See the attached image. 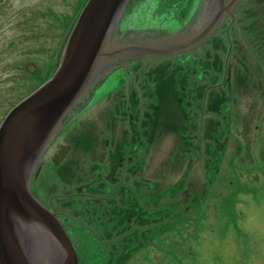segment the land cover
Here are the masks:
<instances>
[{"label":"rangeland","instance_id":"obj_1","mask_svg":"<svg viewBox=\"0 0 264 264\" xmlns=\"http://www.w3.org/2000/svg\"><path fill=\"white\" fill-rule=\"evenodd\" d=\"M176 1L164 0L159 5L154 0H135L123 13L122 29L161 28L175 33L192 8L190 0L180 8ZM86 2L0 0V124L18 101L56 71L66 34ZM238 4L231 34L236 43L233 56L238 63L240 55H245L237 70L243 76L246 73L247 79L234 81L237 89L231 93L233 100L221 108L218 105L217 113L201 106V96L194 103L193 99L178 98L181 86L179 82L176 86L172 66L190 63L189 50L150 52L133 65L134 71L122 72L121 78L119 71L110 72V66L108 79L94 89L96 97L108 91L105 86L109 82L122 80L116 90L96 101L75 121L77 127L85 120L96 122L107 139L98 142L94 158L84 152L74 157L77 171L82 173L76 180L95 183V189L101 187L95 191L96 198L107 202L112 196L115 203L94 207L89 219L95 233L78 223L73 225L78 227L75 234L66 221L79 264H264V0H240ZM212 54L213 59L215 52ZM222 59L220 56L221 65L213 71L215 81L224 74ZM166 73L170 78L164 81ZM190 74L184 70L177 75L180 79L192 77ZM197 74L203 79L201 70ZM231 101L235 102V111L230 123L226 116H230ZM137 119H149L153 124L150 137L144 130L135 137L132 123ZM209 119L220 126H214L225 137L220 143L213 142L220 140L218 134L210 132L209 138L206 136ZM165 121H171L177 130H167ZM194 125L197 128L192 129ZM185 134L190 142L198 144L194 152L184 153L190 148L183 142ZM149 138L151 143L145 151L139 141ZM208 144H215L211 151ZM75 149L73 146L66 162L59 165L53 158L43 159L38 181H47V189L41 193L47 199L60 195V187L61 192L68 190L64 184L72 174ZM56 151L55 142L50 153ZM179 153L187 159H178ZM120 181L117 186H123L124 193H113V189L105 192V187L115 188V182ZM125 201L126 214L117 219L113 211ZM129 201L133 203L130 209ZM129 217L134 219L128 227ZM120 249L122 252L115 253ZM118 255L124 258L118 259Z\"/></svg>","mask_w":264,"mask_h":264},{"label":"flooded vegetation","instance_id":"obj_2","mask_svg":"<svg viewBox=\"0 0 264 264\" xmlns=\"http://www.w3.org/2000/svg\"><path fill=\"white\" fill-rule=\"evenodd\" d=\"M239 2L240 0H198L195 5L196 7L193 8V13L189 16L190 18L181 25L183 26L182 30L180 32H176L178 33V35L175 36L173 35L174 33L170 34L166 32V30L161 28H130L136 29L132 31H129V28H127L123 33L121 32V27L118 26V29L114 28L111 31L108 41V48L115 51V53L109 56H105L98 64L100 76L87 89V93L83 96V99L79 103H77V105L72 109V112H70L65 117L63 125H61V128L57 131L54 137L55 139L50 143L49 147L46 149L45 153L41 157L40 162L33 171L32 178L29 182L33 196H35L37 200L45 207H47L50 211L55 213L56 217L60 220L64 229H66L69 233V236L73 243L75 242L71 237L72 230L69 229L67 222H69L72 227L73 225H77L78 223H80L79 226L87 227L93 233H95L96 230L95 228H93L91 220L89 219V215L94 212V207L99 206L102 203L107 204V206H109L111 203H115L112 196H110L107 202H105L103 198H96L97 193H95V191L100 189L101 187L95 189V183H92L90 181H86V183H79L76 180V176L78 175L81 178L82 173L77 171V161L74 160V157H78L80 155L79 152H81V154L82 152H84V155H87L89 153L91 155V158H94L98 154V142H107V139L104 138V131L100 130L96 122H90L88 120H85L80 124V126L77 127L75 125V121L81 115H83V113L88 110V108L93 106L96 101H98L102 97H105L108 92L116 90V87L120 85L122 80L120 82L118 80L117 83L109 82L110 85L107 84L105 86L109 88L108 91H106V93L104 92L105 94H100V96L93 97L94 88L99 83H101L103 79L104 81L108 79V75H110L111 73L107 74L109 72L107 70L110 66L113 67L111 69L113 71L112 73H116L118 71L120 72L119 77L121 78L122 72H125L128 69L131 71L135 70V67L133 65L137 64L139 61L142 60L138 58H144L147 53L153 52L156 49L161 50V48H175L181 51L182 53H184L186 50H189L191 52L190 63H175L172 66L174 68L173 73L177 77L176 86L177 82H179L181 86L178 98L180 99V101H182L183 99H193L192 103H194V100L200 99L201 96V106L203 105L206 108H210L212 112L217 113L219 111V108H217L218 105L221 108L225 102L229 101V99L233 100L231 93L235 89H237V85L234 81L243 82V79H247L246 73H244L243 76V74H241V72L237 70L238 65H241L243 63L242 59H245V55H240L241 57L238 58V63H236V58L235 56H233L234 45L236 43L231 34L232 32H234V26L238 18L237 10ZM181 26L179 28H181ZM179 28L177 30H179ZM162 36H171L170 41L172 43L167 44V46L161 45V42L144 43L147 41L145 39L149 40L150 38H153L157 40ZM212 51L215 52L213 59L210 58L213 56ZM220 51L224 53L221 54ZM220 56H223L222 61L224 62V74L219 80L215 81L213 79V71L215 67L221 65V62L219 60ZM190 65L192 66L190 67ZM184 70H189V73H192L190 74L192 75V77L189 76V78H184L185 76H183L182 78L178 79L177 74L179 72H183ZM198 70H201V72L204 74L203 79H199L197 77ZM162 73L163 71H161L160 73L161 76ZM205 75H207L206 78ZM164 76V81L170 78L167 73ZM188 82L190 84H188ZM113 84L115 85L113 86ZM234 101H236V98L234 99ZM234 101H231L230 104L229 118L232 117L231 114L235 111ZM115 103L119 106L118 101ZM189 118L191 119V117ZM229 118H227L226 116V120H229L231 123L233 118ZM148 120L149 119L139 121L137 119L135 122L132 123V131L135 134V137L141 136V132L143 130L150 137V130H152L153 124L151 125ZM211 120L212 119L208 120V123L206 124L207 128L204 129L207 138H209L210 132H213L215 134L221 133L219 129L216 131L214 127L220 126L218 124H215L214 122H211ZM228 123L229 122H227L226 125H228ZM71 125L73 126V128H69V132L66 133L65 136H62L66 128ZM184 126H182L180 129L182 130ZM211 126H213V129L211 128L210 130H208ZM166 128L167 130L171 131L177 130V128L174 129V127L171 126V121L166 124ZM195 128H197L196 125L192 126V129ZM184 131L187 133L186 128L184 129ZM196 131L197 130H194L193 132ZM219 138L220 140L214 139L213 142H215V144L220 143V141L225 137H223V135H219ZM60 139L62 141H60ZM182 139L183 142H185L187 139H189V137L185 134L182 136ZM55 142L57 151L50 153V150L51 148H53ZM150 143V138L143 141L142 143L139 141L141 149L143 148L145 149V151L147 150ZM215 144H208L210 151L214 148ZM73 146L76 149L72 159L74 160V162L70 164V166H72V174L69 176L68 181H66L67 184H64V186L68 190L65 192H61L62 190L60 187V195L56 194L55 198L53 197L54 201L51 200V198L47 199L45 195L41 194L47 189V181H38L41 176V170L45 165L43 159L47 157L50 159L53 158L55 163H57L58 165L62 164L63 161L66 162V159L71 153ZM87 149L89 150L86 152ZM105 155V153H102L101 158L104 160L106 159L104 158ZM63 166H65V164ZM71 180L72 182L75 181L77 185L71 183ZM37 182H39L40 184L39 188L37 187ZM118 184H121V181L115 182V188L112 185L105 187V192H110L113 189V193H118L120 195L121 192H123V190L125 189H123V186L119 188L117 186ZM128 203L130 209V205L133 203L131 201H129ZM126 205L127 203L125 201L122 203L121 206L118 204V206L122 210L120 208L114 209L113 213L116 217H118L117 219L122 218V216L126 214V212H124L123 210ZM132 219H134V217L127 218V221L129 222L126 224V226L129 227ZM88 221L90 223H86ZM22 226L23 227L21 230L22 232L20 233V238L21 242L25 247V251L28 255L30 263L33 264L36 262V264H46V259L43 256L44 250L41 243L44 233L41 229H38L40 230L38 232L34 229L38 235L39 244L37 247V252L34 253L33 250L34 255L31 259L30 251L33 247H29L27 241H30L32 238V236L30 235L32 233V230H29L24 225ZM77 228H74L75 234L78 233V230H76ZM98 238L100 239L101 237L98 236ZM126 238L130 241L131 237L127 236ZM153 238L155 239V237ZM137 243H140V241L138 240ZM100 244L103 246L102 241H100ZM116 248L118 249V246H116ZM117 252H122V250L120 249L115 253ZM120 257L124 258V256L122 255L117 256L118 259H120ZM129 260L132 261L133 257L129 256Z\"/></svg>","mask_w":264,"mask_h":264},{"label":"water","instance_id":"obj_3","mask_svg":"<svg viewBox=\"0 0 264 264\" xmlns=\"http://www.w3.org/2000/svg\"><path fill=\"white\" fill-rule=\"evenodd\" d=\"M128 2L88 0L69 33L57 70L16 103L0 124V264H31L16 242L22 225L32 230L27 241L33 247L31 259L39 244L35 230L41 229L46 264H79L69 233L55 213L33 196L29 182L64 118L100 76L98 64L115 53L108 48L109 36L119 26ZM171 36L145 39L144 43L167 46ZM170 49L154 53H171Z\"/></svg>","mask_w":264,"mask_h":264},{"label":"trees","instance_id":"obj_4","mask_svg":"<svg viewBox=\"0 0 264 264\" xmlns=\"http://www.w3.org/2000/svg\"><path fill=\"white\" fill-rule=\"evenodd\" d=\"M154 1H155L157 4L159 3V5H161V3L164 2V0H154ZM188 1H189V0H182V1H181V0H178V1H176V7H177V8H180L182 4L185 5ZM190 1H191V4H192L191 11L188 13V17H187V19L182 20L181 22H179V25H180V24L182 25L186 20H188V19L190 18L189 16L193 13V12H192V11L194 10L193 8L196 7L195 5H196V3L198 2V0H190ZM132 3L135 4V0H133ZM140 3H141V5H143V1H140ZM145 3H146V2H145ZM136 4H137V2H136ZM164 7H165L166 10H168V9H169V2H166V5H165ZM177 8H176V9H177ZM165 12H166V11H165ZM179 25H178V26H179ZM181 25H180V26H181ZM72 27H73V25L71 26V28H70L69 31L67 32V34H66L67 36H69L68 33L71 31ZM65 33H66V32H65ZM67 36H66V37H67ZM65 41H66V38H65ZM63 47H64V46H63ZM48 77H49V76H47V77L43 80L42 83H44V82L47 80ZM102 82H104V79L101 81V83H102ZM42 83H40L38 86H40ZM99 84H100V83H99ZM99 84H98V85H99ZM38 86H36V87H38ZM263 156H264V153H263ZM248 165L251 167L250 164H248Z\"/></svg>","mask_w":264,"mask_h":264},{"label":"bare ground","instance_id":"obj_5","mask_svg":"<svg viewBox=\"0 0 264 264\" xmlns=\"http://www.w3.org/2000/svg\"><path fill=\"white\" fill-rule=\"evenodd\" d=\"M159 109V108H158ZM188 114V116L190 117V115H189V113H187ZM191 114V113H190ZM170 122V121H169ZM168 123V121H165L164 122V124L166 125ZM184 143H186L187 144V146L188 147H190V148H188V150H186L184 153H188V152H194V149L195 148H197V146H198V144L197 143H193V142H190L189 141V139H187ZM180 154V155H179ZM178 154V159H180V158H183V159H187L186 158V155H181V153H179ZM192 159V158H191ZM192 161H193V159H192ZM191 161V162H192ZM184 176H187V175H184ZM206 188V190L208 191L210 188H207V187H205ZM201 198V197H200ZM200 198H197V199H200ZM180 233H181V231H180ZM17 244H18V248H19V251L21 252H25L26 253V251H25V247H24V245H23V243L21 242V238L19 237L18 239H17ZM26 255H27V253H26Z\"/></svg>","mask_w":264,"mask_h":264}]
</instances>
